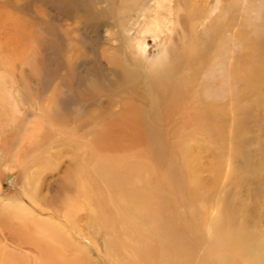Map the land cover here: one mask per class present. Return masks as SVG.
Instances as JSON below:
<instances>
[{"label":"rangeland","instance_id":"374dc122","mask_svg":"<svg viewBox=\"0 0 264 264\" xmlns=\"http://www.w3.org/2000/svg\"><path fill=\"white\" fill-rule=\"evenodd\" d=\"M0 264H264V0H0Z\"/></svg>","mask_w":264,"mask_h":264},{"label":"bare ground","instance_id":"6f19581e","mask_svg":"<svg viewBox=\"0 0 264 264\" xmlns=\"http://www.w3.org/2000/svg\"><path fill=\"white\" fill-rule=\"evenodd\" d=\"M134 45V44H133ZM136 49H138L139 51H141V45L138 43V44H136Z\"/></svg>","mask_w":264,"mask_h":264}]
</instances>
